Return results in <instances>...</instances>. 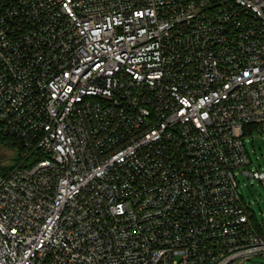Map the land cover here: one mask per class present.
<instances>
[{
	"label": "built area",
	"instance_id": "2783aa9c",
	"mask_svg": "<svg viewBox=\"0 0 264 264\" xmlns=\"http://www.w3.org/2000/svg\"><path fill=\"white\" fill-rule=\"evenodd\" d=\"M0 264L264 258V0H0Z\"/></svg>",
	"mask_w": 264,
	"mask_h": 264
},
{
	"label": "rangeland",
	"instance_id": "374dc122",
	"mask_svg": "<svg viewBox=\"0 0 264 264\" xmlns=\"http://www.w3.org/2000/svg\"><path fill=\"white\" fill-rule=\"evenodd\" d=\"M246 150L252 163L248 169L264 170V139H251L249 135L244 137ZM15 153L10 152L0 146V160L6 164H14ZM239 183L238 192L244 203L248 206L250 213L253 214L252 221L259 231H264V186L257 180L244 179L237 176ZM230 264H264V258L253 256L251 260H238Z\"/></svg>",
	"mask_w": 264,
	"mask_h": 264
},
{
	"label": "trees",
	"instance_id": "16d2710c",
	"mask_svg": "<svg viewBox=\"0 0 264 264\" xmlns=\"http://www.w3.org/2000/svg\"><path fill=\"white\" fill-rule=\"evenodd\" d=\"M0 146L4 149L9 150L10 152H13V154L16 152L13 145L9 142V140L2 136L0 134ZM12 168V165L6 164L4 160H0V173H5L6 171L10 170Z\"/></svg>",
	"mask_w": 264,
	"mask_h": 264
}]
</instances>
